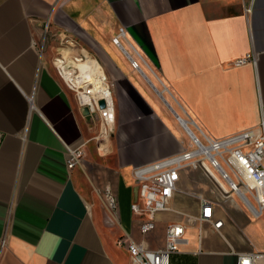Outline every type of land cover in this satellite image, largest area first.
<instances>
[{
    "label": "crops",
    "instance_id": "1",
    "mask_svg": "<svg viewBox=\"0 0 264 264\" xmlns=\"http://www.w3.org/2000/svg\"><path fill=\"white\" fill-rule=\"evenodd\" d=\"M45 24L51 42L75 41L114 81L107 155L56 74L59 46L38 43ZM120 27L122 47L112 40ZM247 53L255 62L235 63ZM262 104L264 0H0V264H130L118 235L157 248L170 222L187 228L169 264H237L238 252H264V214L235 196L216 192L220 232L198 225L190 168L149 234L130 208L139 200L132 168L186 145L180 118L218 138L257 125ZM83 141L82 161L69 169L67 149ZM106 186L114 214L95 192Z\"/></svg>",
    "mask_w": 264,
    "mask_h": 264
},
{
    "label": "built area",
    "instance_id": "2",
    "mask_svg": "<svg viewBox=\"0 0 264 264\" xmlns=\"http://www.w3.org/2000/svg\"><path fill=\"white\" fill-rule=\"evenodd\" d=\"M44 27L47 30V24ZM123 36L124 29L120 27L112 40L122 47L119 38ZM63 43L53 56L54 69L64 86L72 92L79 108H86L87 115L97 119V149L106 151V140L115 121L114 81L105 72L101 61L87 49L75 41L64 40ZM248 60L255 62L254 54L247 53L235 63ZM130 62L138 68L139 61L130 57ZM183 129L187 143L181 151L132 168L139 200L132 202L130 208L139 221L140 234L145 236L153 231L157 212L173 210L171 201L180 191L178 181L181 171L186 168L200 169L213 187L214 199L198 197L200 211L193 215L198 225L209 223L220 232L223 221L214 217L213 208L218 200L216 192L223 197H237L254 217L264 214V104L260 105L257 125L223 137H211L193 122L186 124V120ZM84 144L85 141L68 147L66 165L69 169L80 165ZM95 192L104 208L114 214L117 199L109 186L95 188ZM186 228L185 222L168 223L164 242L157 248H150L143 238L135 240L127 231L118 235L116 244L127 250L130 264H169L170 255L179 250L184 240ZM236 256L237 264H264V252H238Z\"/></svg>",
    "mask_w": 264,
    "mask_h": 264
},
{
    "label": "rangeland",
    "instance_id": "3",
    "mask_svg": "<svg viewBox=\"0 0 264 264\" xmlns=\"http://www.w3.org/2000/svg\"><path fill=\"white\" fill-rule=\"evenodd\" d=\"M50 35H51V32L49 31V29L47 28V30H46L45 27L43 26L42 34L40 35L38 43L39 44H43L44 46H46L47 44H51V43L52 44L53 43L56 44V46H61V45L64 44L63 43L64 40H62L63 42L59 41V40L56 41V42L55 41L51 42L50 41ZM42 40L45 43H42ZM52 59H53V57H52ZM166 96L168 97L167 94H166ZM168 99H170V101L173 102V100L171 98L168 97ZM88 123L90 124V127L92 129L90 139L94 140V145H95L96 151L100 155L109 154L110 153V145H109L110 135H109V138L106 140V144H107V147H108L107 150L106 151H102L101 149H97L98 139L95 138V136L98 134L99 124L97 122V119H93L91 117L88 118ZM188 178H189L190 182L192 183V187L190 189L191 193H193L194 195L197 194L198 196H202V197H206V198H208V197L213 195V193H212V189H213L212 184H210V182L206 179V177L203 175V173H202V171L200 169H198V168H190L189 169V173H188Z\"/></svg>",
    "mask_w": 264,
    "mask_h": 264
},
{
    "label": "water",
    "instance_id": "4",
    "mask_svg": "<svg viewBox=\"0 0 264 264\" xmlns=\"http://www.w3.org/2000/svg\"><path fill=\"white\" fill-rule=\"evenodd\" d=\"M165 102H167L166 100H165ZM99 105L102 107L103 106V102L102 101H100V103H99ZM171 108V107H170ZM171 110L173 111V113L178 117V118H180L179 117V115L171 108ZM82 113L83 114H87V109L86 108H84V109H82ZM184 121V120H183Z\"/></svg>",
    "mask_w": 264,
    "mask_h": 264
},
{
    "label": "bare ground",
    "instance_id": "5",
    "mask_svg": "<svg viewBox=\"0 0 264 264\" xmlns=\"http://www.w3.org/2000/svg\"><path fill=\"white\" fill-rule=\"evenodd\" d=\"M180 120H181V123H183V126H184L185 122L181 118H180ZM187 127H189V126H187ZM189 129H190V127H189Z\"/></svg>",
    "mask_w": 264,
    "mask_h": 264
}]
</instances>
